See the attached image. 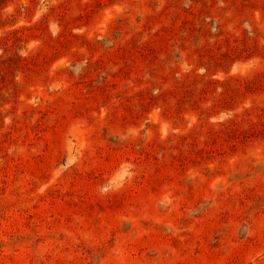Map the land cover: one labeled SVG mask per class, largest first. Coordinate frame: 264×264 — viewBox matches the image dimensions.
<instances>
[{"label": "rangeland", "instance_id": "rangeland-1", "mask_svg": "<svg viewBox=\"0 0 264 264\" xmlns=\"http://www.w3.org/2000/svg\"><path fill=\"white\" fill-rule=\"evenodd\" d=\"M0 264H264V0H0Z\"/></svg>", "mask_w": 264, "mask_h": 264}]
</instances>
